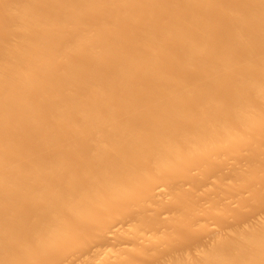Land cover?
I'll return each mask as SVG.
<instances>
[{"label":"bare ground","instance_id":"obj_1","mask_svg":"<svg viewBox=\"0 0 264 264\" xmlns=\"http://www.w3.org/2000/svg\"><path fill=\"white\" fill-rule=\"evenodd\" d=\"M0 264H264V0H0Z\"/></svg>","mask_w":264,"mask_h":264}]
</instances>
